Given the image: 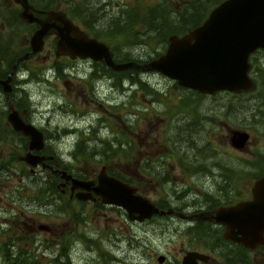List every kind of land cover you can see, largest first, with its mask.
<instances>
[{
	"label": "rangeland",
	"instance_id": "374dc122",
	"mask_svg": "<svg viewBox=\"0 0 264 264\" xmlns=\"http://www.w3.org/2000/svg\"><path fill=\"white\" fill-rule=\"evenodd\" d=\"M62 1L52 0L54 7L67 11L66 6L61 4ZM75 1L77 4L83 3V0ZM85 1L91 2L96 8L101 7V12H107L106 17H112L118 13L124 3H129L132 7L137 5L138 9H144L146 5L153 4L151 2L157 3L162 0H144L139 4L136 2L139 0ZM172 1L174 9L180 10L183 7V0ZM0 3H3L0 5V42L6 47L10 42L11 53L21 51L20 56H22L30 50V37L35 28L32 29L26 23L14 25V18L10 12L17 10L19 13V7L13 4L12 0H0ZM72 17L83 28V24L79 22L80 18L73 15ZM104 24L101 22L99 26L103 33L108 31ZM139 29L141 33L148 31V28L141 26L138 27ZM154 33L150 32L148 35ZM99 39L112 48L117 62H146L165 52L168 46V43L162 44L159 38H154L149 44L139 43L132 46L118 44L113 36ZM55 48V38L48 36L44 50L23 61L24 65H20L15 76L13 75L20 96L27 101L30 107L32 121L45 130L48 150L75 172L85 175L86 178H96L102 166L107 165L109 169L127 179V169L136 166V161L139 159L138 150L142 148L139 140L130 134L128 126L130 118L131 122L135 121V131L146 130L148 120L144 124L143 119L144 114L149 110L150 100L153 115L155 113L166 114V105L169 104L176 108L175 111L170 109L173 111L172 115H187V108L191 105L190 99L193 93L175 86L177 82L162 73L132 69L130 74L141 84L148 83L147 88L150 91L148 94L146 88L144 91L135 86L134 103H131L128 91L123 90L124 87L119 86L118 89L115 88L117 90L111 87L117 77L102 71V66L109 69L107 65H99L90 59L73 60L65 56L56 57ZM251 59V76L257 82L255 91L238 97L229 93H217L215 98H210L218 104L221 100L229 103L232 100L235 105L231 112L233 117H236L239 111V101L236 100L239 99L240 102L247 100V110L243 115L246 121L245 128L251 134L248 150L234 151L227 143L225 146L227 149L223 150L225 153L216 155L215 159H210L208 154H205L204 157L194 158L195 162H233L232 166L238 169L240 167L238 163H242L241 160H246L248 163L253 162L255 158H261L260 164L264 166V49L256 51ZM120 79L122 82H129L122 80V77ZM155 100L161 102L153 104ZM256 100L262 102L258 104ZM123 103H128V107ZM131 104L133 106L130 107ZM7 105L5 95L1 92L0 133L7 132L0 134V151L4 152V161H2V155L0 159L6 167V170H0V172L3 171L0 173V228L4 227V220L10 218L17 208L29 214H25L20 219L19 232L23 231L25 235L30 232L24 223L27 217L33 216L38 223H44L50 218V225L54 226L56 233V236L42 235L55 239L51 241L54 243L53 246H33L34 240L30 243H23V246H14L12 253H17L19 249L31 250L34 254L41 256L43 262L48 263L56 253L66 252L70 264H158L155 258L149 261V249L154 250V254L159 252L175 254L182 246L205 248L203 244H207L208 239L194 240L196 237L194 234H181L180 229L188 223L174 216L153 219L151 224L133 223L128 218L127 212L118 206H103V203L92 200L83 202L76 198L71 199L69 192L59 193L56 199L48 204L45 199L46 194L38 189L40 185L33 183L35 176H31L30 166L18 160L19 156L24 155L25 152H17V150L14 152L7 147L8 132L13 130L10 129L11 125L7 121V114L10 111ZM129 110L136 111V117L130 116ZM153 115L150 116L151 120ZM122 117L126 118V121H120ZM114 118L118 120H113ZM156 121L153 120V123L156 124ZM205 127H210V125H205ZM211 129L210 127L209 130ZM215 131V135L222 132L219 125H216ZM132 137L136 148L134 152L127 143L130 139L132 140ZM9 151L15 154L9 155ZM213 171L217 173L216 169ZM142 176L138 174L137 180L141 182L145 180ZM170 188L167 187V191H170ZM33 189L37 193V198L33 204H30L28 196L29 191ZM139 189L149 194L153 200L166 194V189L145 181ZM17 193L22 194L21 199H18ZM170 200L173 199L170 198ZM0 264H6L2 252H0Z\"/></svg>",
	"mask_w": 264,
	"mask_h": 264
},
{
	"label": "flooded vegetation",
	"instance_id": "af4514ba",
	"mask_svg": "<svg viewBox=\"0 0 264 264\" xmlns=\"http://www.w3.org/2000/svg\"><path fill=\"white\" fill-rule=\"evenodd\" d=\"M29 2L35 9L37 8L30 0ZM13 4L21 9L19 4L14 1ZM0 5H3V3H0ZM56 8L60 9V7ZM112 75L113 77L116 76L117 80L111 87L114 90H117L119 86L124 87L123 90L128 91V97L130 96L131 103H134L135 86H138L141 90H147L149 94L150 89L147 88L149 84H141L138 79V81L135 80L133 75L121 74L122 80L125 79L129 81L126 83L121 81L118 72H114ZM11 85L12 89L9 94L0 87V93H4L5 99L8 102V109L11 110L10 104H12L20 111L23 119L27 123L34 124L39 128L44 134V145L41 149L35 148L31 150L29 138L23 133L15 131L13 127L9 125L13 130L8 132V149L14 152L16 150L17 152H25L24 155L19 156L18 160L30 166L29 171L31 176H35L33 183H38L37 186L40 185L38 189L46 194L45 199L48 204L56 199V190L59 191L58 195L59 193L65 194L69 192L71 199H77L76 193L78 190L72 191L71 182H66L62 178L61 171H66L68 174L73 175V177L83 180H97V176L96 178H86L85 175L77 173L71 167L66 166L53 152L48 150L49 147L47 146V135L45 130L32 121L30 107L26 101H22L23 99L15 84L14 77ZM175 86L190 90L193 93L190 99L191 105L187 108L188 114L172 115L176 108L174 105L169 104L166 105V114L162 115L161 113L160 115L154 112L155 114L153 115L150 100L148 104L149 110L146 111L143 119L144 124H146L148 120V127L143 132H137L134 130L135 121L131 122L130 118V116L136 117V111L129 110L128 113L130 116L128 113L127 116L130 118V123L128 124L130 134L135 136L137 140H139L140 146H142V148L138 150L139 159L136 161V166L127 169V179L116 171L109 169L107 165H103L102 168L105 166L108 175L127 182L130 186L135 188V194L149 198L161 210H173L169 215L156 214L145 221H132L133 223L151 224L153 219L174 216L188 223L185 227L180 229L181 234H194L196 235L194 240H199L201 238L208 239L207 244L202 243L203 246H205L204 249L199 246H182L175 254L170 252H159L154 254V250L149 249V261L151 258H155L158 264H183L185 256L195 252L200 256H196L192 264H264V242L251 247L237 241L225 239L224 233L227 229L225 225L220 222L198 217L205 212L214 211L222 207L234 206L241 202L252 201L254 199L255 185L258 180L264 177V166L260 164L261 158H255L253 162L248 163L246 160H241L240 162L242 163H238V165H240L238 169L232 166L234 165L233 162L199 163L194 160V158L204 157L205 154H208L210 159H215L216 155L225 153L223 150L227 149V147H225L227 143L231 145V150H248V145L251 142V134L245 128L246 121L243 115L244 111L247 110V100L241 102L239 99L236 100L239 101V111L236 117H233L230 111H232V107L235 105L232 103V100L230 103L226 100H221V103L218 104L214 102L213 99H210L215 98L217 93H203L198 90L180 86L178 83L175 84ZM144 88H146V90ZM252 92L253 91L232 93L221 91L218 93H229L232 96L238 97L239 95ZM159 102L161 101L155 100L153 104ZM261 102V100H256L258 104ZM124 105L128 107V103ZM131 106H133V104H131L130 107ZM168 109H172L173 111H169ZM9 112L10 111H8V114ZM152 115L153 119L151 120L150 116ZM137 116H139V114ZM123 117L120 118V121H126V118ZM113 120H118V118H114ZM153 120H157L156 124L153 123ZM205 125H210L212 129L209 130L210 127L206 128ZM216 125H219L222 131L217 135H215ZM6 132L7 131L1 132L0 134ZM242 132H247L249 137L245 143L241 144V147H237L235 144ZM100 139L103 140L102 138ZM100 139H98L99 142H101ZM216 139H218V141H216ZM127 143H129L132 151L136 149L134 147L135 142L133 137L132 140L130 139ZM13 151H9L8 154L14 153ZM29 152L32 155H37L42 158L35 166L30 165L24 160V157ZM3 153L4 152L0 151L2 161H4ZM2 161L0 162V170H6ZM141 167H143V172L141 171ZM213 169H216L217 173H215ZM138 174H142L145 180L142 182L138 181L136 177ZM144 181L148 184L153 183L156 187L161 186L166 189V194L163 197H158L156 200L151 199L149 194H145L139 189ZM167 187H171L170 191H167ZM16 196H18V199L22 198L21 193H17ZM28 197L29 202L31 201L30 204L36 201L37 193L34 189L29 191ZM170 198L174 201L170 200ZM92 201L103 203L97 196L96 199ZM105 205L107 204L103 206ZM48 208H50V206ZM25 214L29 215L25 213L23 209L20 210L15 208V212L12 216H8L10 218L4 220V227L0 228V246H23V243H30L34 240L35 244L33 246H53L54 243L51 241H55V239H51L49 236H42L43 234H56L54 226L50 225V218L44 223H38L33 216L27 217V221L24 225L30 232L25 235L23 231H18L21 227L19 223L20 219L24 217ZM216 234L218 235L216 236Z\"/></svg>",
	"mask_w": 264,
	"mask_h": 264
},
{
	"label": "water",
	"instance_id": "95a60500",
	"mask_svg": "<svg viewBox=\"0 0 264 264\" xmlns=\"http://www.w3.org/2000/svg\"><path fill=\"white\" fill-rule=\"evenodd\" d=\"M21 5L20 18L37 23L30 37V50L18 57L7 77L0 76V87L9 94L13 75L18 64L45 48L46 38L56 36V57L72 59L90 58L102 62L113 71L137 69L155 71L175 80L180 86L215 94L219 91L235 93L249 92L257 87L251 77V55L264 49V0H224L215 6L205 21L183 35L173 34L162 54L146 62H117L106 42L90 36L63 10L41 11L29 0H14ZM37 13H43L38 16ZM8 122L15 131L30 138V149H41L44 134L31 123H27L20 111L10 104ZM26 113V112H24ZM248 133H240L235 144L241 147L248 140ZM42 158L30 152L24 160L35 166ZM62 178L72 183V191L83 201L95 200L123 208L132 221H144L153 215H169L173 210H161L149 198L135 194V188L127 182L108 175L104 166L96 180H83L66 171ZM198 217L220 222L227 227L224 238L246 246L264 242V177L257 181L254 199L234 206L205 212ZM198 253H189L183 264L194 263Z\"/></svg>",
	"mask_w": 264,
	"mask_h": 264
},
{
	"label": "trees",
	"instance_id": "16d2710c",
	"mask_svg": "<svg viewBox=\"0 0 264 264\" xmlns=\"http://www.w3.org/2000/svg\"><path fill=\"white\" fill-rule=\"evenodd\" d=\"M30 1L37 7L36 9L41 11L57 9L54 7L55 4L52 0ZM142 1L144 0L136 2L139 4ZM222 1L223 0H183V7L180 8V10L172 7V0H162L157 3L151 2L153 4L146 5L144 9H138L139 7L137 5L132 7L129 3H124L118 13L112 17H106L107 12H101V7L96 8L91 2L85 0H83V3L79 4H77L76 1L74 2V0H63L61 4L66 6L67 12L71 17L73 15L80 18L79 22L83 24V28L91 35L97 38H110L113 36V38H116L118 44L122 46H132L139 43L149 44L154 38H159L162 44H167L171 35L184 34L188 30L201 24L207 18L209 12ZM8 8L15 9L12 7ZM10 14L14 18V25L16 23H26L20 18L17 10L16 12L12 10ZM39 16H42V14H39ZM101 22L105 23V28L108 30L105 33L99 29ZM26 25H29L32 29L38 27L37 24L26 23ZM139 26L148 28L147 33H141L140 29L138 30ZM150 32L155 33L148 35ZM7 44L6 47L0 42L1 77H6L9 74L14 61L22 54L20 53L21 51L14 54L13 52L11 53V44L10 42ZM24 63L25 62L20 63L19 66L24 65ZM3 66H6V68H3ZM130 70L118 73L119 75H130ZM102 71L112 74L110 69H106L104 66H102ZM22 101L26 100L23 99ZM56 191V193H58V190ZM217 235L218 234H216V236ZM13 249L14 246H0V252H2L6 264H70L66 252L56 253L55 257L48 263L43 262L41 256L34 254L31 250L19 249L17 253H12Z\"/></svg>",
	"mask_w": 264,
	"mask_h": 264
},
{
	"label": "bare ground",
	"instance_id": "6f19581e",
	"mask_svg": "<svg viewBox=\"0 0 264 264\" xmlns=\"http://www.w3.org/2000/svg\"><path fill=\"white\" fill-rule=\"evenodd\" d=\"M20 57V56H19ZM19 65V64H18ZM111 71H113L111 68H109ZM113 72H123V71H113ZM135 72V71H134ZM15 76V75H14ZM127 90V89H126ZM227 92H230V91H227ZM126 94V93H125ZM230 112H232V111H230ZM234 113V112H233ZM7 121H8V119H7ZM9 123V122H8ZM10 124V123H9ZM11 125V124H10ZM34 125V124H33ZM12 126V125H11ZM29 142H30V138H29ZM30 144V143H29ZM99 174V173H98ZM98 174H97V177H98ZM96 182H97V180H96ZM72 184V183H71ZM54 190H55V187H54ZM58 194V193H57ZM76 197H77V195H76ZM77 199L78 200H80V201H83V200H81V199H79L78 197H77ZM87 201V200H86ZM107 205H109V204H107Z\"/></svg>",
	"mask_w": 264,
	"mask_h": 264
}]
</instances>
